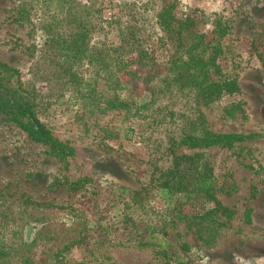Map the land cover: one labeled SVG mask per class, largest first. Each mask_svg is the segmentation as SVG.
Masks as SVG:
<instances>
[{
  "label": "trees",
  "instance_id": "obj_1",
  "mask_svg": "<svg viewBox=\"0 0 264 264\" xmlns=\"http://www.w3.org/2000/svg\"><path fill=\"white\" fill-rule=\"evenodd\" d=\"M101 16L96 2L15 0L13 20L28 29L29 79L24 83L18 69L0 61V115L65 165L74 147L54 138L39 118L53 105L77 106L79 117L87 115L95 126L99 118L121 115L128 140L139 121V136L146 131L155 135L152 142L141 141L147 151V181L139 190L110 188L111 197L96 200L91 220L72 204L0 189V264H67L64 256L73 247L106 242L156 249L166 263L180 261L184 257L166 240L168 229L183 223L209 245L232 217L216 196L221 182L201 151L231 148L260 136L216 133L207 125L203 108L239 92L235 75L222 67L223 61L233 63L239 56L227 21L215 16L201 30L197 18L178 19L165 8L158 19L168 38L160 49H151L133 27H120L118 18L108 23L117 26L118 42L114 45L108 37L94 42L103 32ZM252 49L264 66V26ZM186 100L194 107L176 112ZM226 109L230 118L242 112L240 104ZM100 131L102 141L120 137L119 130L107 125ZM183 148L194 152L180 153ZM92 182L88 177L55 179L50 188L66 185L77 192Z\"/></svg>",
  "mask_w": 264,
  "mask_h": 264
},
{
  "label": "rangeland",
  "instance_id": "obj_2",
  "mask_svg": "<svg viewBox=\"0 0 264 264\" xmlns=\"http://www.w3.org/2000/svg\"><path fill=\"white\" fill-rule=\"evenodd\" d=\"M101 6L103 32L94 42H118L120 27H133L143 46L161 48L168 34L159 25L158 15L165 9L181 19L193 16L200 20L199 28L208 29V19L218 16L230 26V40L238 57L232 63L222 62L223 69L235 75L239 92L203 108L208 128L216 133L256 134L260 137L233 145L231 148L203 150L205 159L221 182L218 200L232 212L231 219L220 229L213 243L207 245L193 232L177 223L168 229L166 240L180 251L183 260L166 263L156 249L115 247L108 242L96 246L80 245L69 250L67 264H264V66L257 60L252 41L264 26V0H78ZM15 0H0V61L19 70L22 81L29 79L26 48L30 41L27 26L13 20ZM108 33L106 40L104 34ZM158 49V50H159ZM44 90L42 85L39 88ZM192 100V99H191ZM191 100L182 101L175 111L191 110ZM240 104L242 112L233 118L226 113L227 105ZM77 106L55 104L40 120L54 138L74 147L75 154L67 165L47 153V147L36 144L11 120L0 115V189L8 193L27 194L36 200L70 205L95 217L96 200L109 196V189L123 186L139 190L147 181L145 165L146 140L152 142L154 133L140 134L136 122L135 134L125 139L127 122L121 115L99 118L98 125ZM77 112V116H75ZM107 125L119 130L120 137L102 141L100 127ZM141 126V128L139 127ZM124 129V130H123ZM141 132V131H140ZM153 132V129H152ZM129 136L131 133L128 134ZM150 135V136H149ZM103 144V145H102ZM105 146V147H104ZM191 154L194 150L181 149ZM84 177L93 182L85 189L69 192L63 185L51 191V183L73 182ZM100 195H96V193ZM111 197V196H109Z\"/></svg>",
  "mask_w": 264,
  "mask_h": 264
}]
</instances>
